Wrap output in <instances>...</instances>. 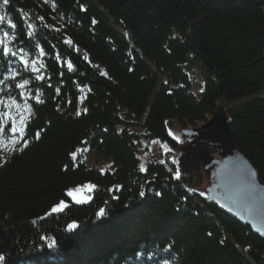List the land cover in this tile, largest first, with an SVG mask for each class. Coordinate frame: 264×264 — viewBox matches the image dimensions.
Here are the masks:
<instances>
[{"label": "trees", "instance_id": "trees-1", "mask_svg": "<svg viewBox=\"0 0 264 264\" xmlns=\"http://www.w3.org/2000/svg\"><path fill=\"white\" fill-rule=\"evenodd\" d=\"M0 15V264H264V238L171 155L139 167L143 139L177 149L175 126L223 105L264 180V0H0ZM89 184L87 202L68 195Z\"/></svg>", "mask_w": 264, "mask_h": 264}, {"label": "water", "instance_id": "water-1", "mask_svg": "<svg viewBox=\"0 0 264 264\" xmlns=\"http://www.w3.org/2000/svg\"><path fill=\"white\" fill-rule=\"evenodd\" d=\"M192 147L200 140L209 171V200L218 202L242 223L264 238V180L257 168L237 146L230 129V119L223 107L211 119L197 127L183 128ZM179 153H182L179 151ZM178 163V158H175Z\"/></svg>", "mask_w": 264, "mask_h": 264}, {"label": "rangeland", "instance_id": "rangeland-1", "mask_svg": "<svg viewBox=\"0 0 264 264\" xmlns=\"http://www.w3.org/2000/svg\"><path fill=\"white\" fill-rule=\"evenodd\" d=\"M191 75L195 82L194 90L195 92H199L203 82L202 78L197 71H193ZM211 118L212 116L209 119ZM182 129L183 128L180 126H175L172 129L175 138L178 137L177 140L180 144L179 148L173 150L169 145L159 140L143 139L140 144V158L142 159L143 164H145L151 159H162L168 154L171 155L173 159L177 157L181 170L189 174L194 180L197 188L206 194L207 187L210 185V179L209 171L205 168V162L203 161V157L206 156L205 148L203 147L202 142L200 143V140H197V142L195 141L196 147H192L188 139L189 136L184 134ZM2 130L4 129H0V136L3 135ZM163 145H167V149L163 147ZM179 151L182 153H179ZM81 157L87 164L96 166L102 170L111 168V162L99 158L95 153L90 152L88 149H81ZM84 194L88 195V192H85Z\"/></svg>", "mask_w": 264, "mask_h": 264}, {"label": "snow or ice", "instance_id": "snow-or-ice-1", "mask_svg": "<svg viewBox=\"0 0 264 264\" xmlns=\"http://www.w3.org/2000/svg\"><path fill=\"white\" fill-rule=\"evenodd\" d=\"M8 3H9V0H3V4L7 5ZM53 7H55V5H53ZM40 19H43V17H41ZM5 20H6V17L4 15H0V22H3ZM7 22H8L9 25H11L12 28L15 27V25L12 24L10 20H8ZM93 23H96V21L93 20ZM4 35L7 36L8 34L4 33ZM29 35H31V33H29ZM12 39H15V37L13 36ZM67 42L71 43L70 41H67ZM0 43H2V41H0ZM4 51H5V53L15 55V53L12 52V50L10 48H5ZM41 53H42V50H41ZM24 63L27 65L28 61L24 60ZM33 64H35V62H33ZM68 68H69V70H72V68H73V65L71 64L70 61L68 62ZM39 78L43 79V77H39ZM25 83H27V82H25ZM20 87H24V85H20ZM57 91H59V89H57ZM40 102H42V101H40ZM12 131L15 132L16 129L13 128ZM176 139H178V137ZM163 147H165L167 149V145H163ZM72 155H73V158H75L76 154L73 153ZM173 163H176V161L173 160ZM139 167H140V171H142V172L146 171L145 165L143 163H141ZM180 175H181L180 171L177 168V170L175 172L176 179H179ZM117 187H119V186H117ZM94 188H95L94 185H91V184L85 185V186H82V187H78L75 190H69L68 195L71 196L73 198V200H75L78 203L87 202L90 199V197L85 195L84 193L85 192H90ZM140 195H141V197H143L144 196V192L141 191ZM157 195H159V193H157ZM67 206L68 205L64 201H61L59 204H57V205L52 207L51 213H56V212L63 211ZM51 213H49V214H51ZM104 215H105V210L103 208H101L99 210V212L97 213V216L98 217H102ZM77 227H78V225L75 224V223H72V224L68 225L69 230H73V229H75ZM209 235H211V234H209ZM54 244H55L54 240H49V245H48L49 247H52ZM4 259L5 258L3 256H0V262H2Z\"/></svg>", "mask_w": 264, "mask_h": 264}]
</instances>
